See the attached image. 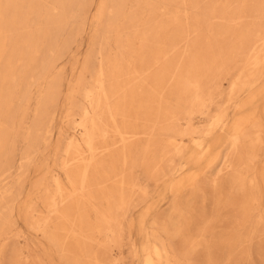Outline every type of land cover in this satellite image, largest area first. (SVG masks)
Listing matches in <instances>:
<instances>
[{"label":"rangeland","instance_id":"374dc122","mask_svg":"<svg viewBox=\"0 0 264 264\" xmlns=\"http://www.w3.org/2000/svg\"><path fill=\"white\" fill-rule=\"evenodd\" d=\"M0 264H264V0H0Z\"/></svg>","mask_w":264,"mask_h":264}]
</instances>
